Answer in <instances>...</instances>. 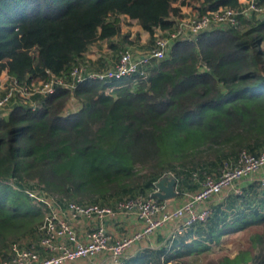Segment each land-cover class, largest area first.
<instances>
[{
	"label": "trees",
	"instance_id": "obj_1",
	"mask_svg": "<svg viewBox=\"0 0 264 264\" xmlns=\"http://www.w3.org/2000/svg\"><path fill=\"white\" fill-rule=\"evenodd\" d=\"M185 3L0 0V75L6 70L25 85L80 64L107 68L126 47L135 49L129 34H122L123 17L148 33L151 47L157 29H174ZM188 3L199 14L220 6L239 12L242 6L239 0ZM237 17L236 27L175 41L145 79H120L110 92L97 80L58 87L30 96L34 110L15 103L7 116L0 113V260L12 258L14 244L42 251L47 208L29 190L60 206L115 207L150 196L157 180L172 175L181 197L199 190L207 176H218L240 152L264 151V13ZM101 41L110 50L88 62L87 50ZM212 200L204 221L169 243L124 257L123 264H264L262 179L242 186L240 194L229 191ZM251 228L245 247L210 261L216 237Z\"/></svg>",
	"mask_w": 264,
	"mask_h": 264
},
{
	"label": "built area",
	"instance_id": "obj_2",
	"mask_svg": "<svg viewBox=\"0 0 264 264\" xmlns=\"http://www.w3.org/2000/svg\"><path fill=\"white\" fill-rule=\"evenodd\" d=\"M239 2L242 5L239 12L229 6H220L216 10L199 14L193 8L192 13L197 12V15L180 16L176 19L174 29L167 32V36L162 35L164 31L157 29L154 44L149 49L140 51L126 47L120 52L118 60L107 68L94 70L87 67V63L80 64L74 66L68 74L53 76L45 81H32L25 85H21L4 70L1 75L5 74L6 81L0 85V90L3 91V94H0V109L5 107L10 109L12 104L20 103L28 104L34 110L36 105L28 100L33 94H50L58 87L73 89L76 85L88 80L108 84L106 92H110L114 87L112 83L120 79H145L149 74L151 63L164 59L175 41L196 40L199 33L213 27H236L238 13L246 15L249 12L259 15L264 13V5L257 4L255 0H239ZM90 48L88 50L94 52L97 58L102 56L96 48ZM85 56L88 57L87 52ZM263 167L264 151L258 155L242 151L235 163L225 164L218 176H207L199 190L185 194L183 202L174 208H169L165 201H157L152 195L138 196L135 199L120 202L115 207L72 201L60 206L44 192L29 190V196L37 202H43L47 208L45 219L40 226L42 234L38 243L42 251L34 245L23 248L14 244L12 258L0 260V264H71L77 260H93L91 264H123L127 247L148 238L162 226L174 220L176 225L172 227L169 239L170 241L176 239L189 225L196 221H204L209 216L210 211L206 205L208 201L217 199L229 191L240 194L242 187L239 185L240 181ZM261 179L264 183V178ZM65 211L71 218L97 219L101 223L120 213L132 212L141 222V228L131 235L114 239L106 227L100 224L83 240L66 219ZM96 257H99L98 260H94Z\"/></svg>",
	"mask_w": 264,
	"mask_h": 264
},
{
	"label": "crops",
	"instance_id": "obj_3",
	"mask_svg": "<svg viewBox=\"0 0 264 264\" xmlns=\"http://www.w3.org/2000/svg\"><path fill=\"white\" fill-rule=\"evenodd\" d=\"M189 7L192 8L191 5ZM181 10H183V6H181ZM127 25H128L127 26L128 27L127 32H129V30H130L129 25L130 24H127ZM122 30H123V26H122ZM138 32H139V36H140V33L145 32V31H143L140 28V29H138ZM145 33L147 34V37L145 38V39H147V41L145 43H143V46L140 45V49H138L140 51H144L150 47L149 35L147 32H145ZM125 34H129V33H125ZM129 38H130V34H129ZM115 39L118 40L117 38H115ZM135 40H137V42H138V40L141 41V38L138 39L135 37ZM101 42H99V44ZM102 43L105 46V52L106 51L108 52L110 49L108 48L107 41H103ZM95 46H97L96 48H98L99 45L97 44V45H93L91 47L95 48ZM100 46H102V45H100ZM91 49L92 48H90V50ZM88 51L89 50H87V52ZM102 52H104V51H102ZM87 56H88L87 58L92 60V61L95 59L94 54H87ZM96 59H98V58H96ZM261 178H264V167L261 168L259 171H257L255 174L251 175L250 177H247V178L241 180L239 185L244 186L247 183L252 182L253 180L261 179ZM184 199H185V196H181V197L176 196L174 198L165 200V203L168 205L169 208H174V207L180 205ZM212 201L213 200L208 201V203L206 205H208ZM214 201H215V199H214ZM64 215H65L66 219L73 225V227L75 228L79 237L82 238L83 240H85L87 238V235L93 229H95L97 226H99L100 224H103L106 227L107 231L111 233V235L114 239H119L123 236L131 235L135 231H137L141 228V222L136 217L135 213H132V212L131 213H120L119 215H117L115 217L107 218V219L103 220L102 223L97 219H85L83 217L71 218L66 211L64 212ZM174 225H176L175 220L167 223L164 226H162L160 229L155 231L148 238L133 243L131 246L126 248V250L124 252V256L126 257V256H130V255H134L138 251H140L143 248L148 247V246L160 247V246L164 245L165 243H167L168 241L170 242L169 235H170V231ZM224 237L225 236H218L215 238V240L217 238H220L219 240L221 241ZM191 238L202 239V236L192 235L189 237V239H191ZM215 240L212 243V247H213V245L215 246L218 244V243H215ZM98 258L99 257H96L94 260H98ZM92 261L93 260H77L71 264H91Z\"/></svg>",
	"mask_w": 264,
	"mask_h": 264
},
{
	"label": "rangeland",
	"instance_id": "obj_4",
	"mask_svg": "<svg viewBox=\"0 0 264 264\" xmlns=\"http://www.w3.org/2000/svg\"><path fill=\"white\" fill-rule=\"evenodd\" d=\"M242 1H245V0H242ZM190 5L191 4L188 3V0H186V3L182 5L183 6V10H181L182 13L179 16H177L176 19H178L180 16L183 17V15H185V14H188L187 16L192 15L191 17L195 16V14L197 15V12L195 14L192 13L191 10L193 8H190L189 7ZM245 6H246V4H245ZM249 13L255 15L254 12L253 13L249 12ZM127 24H130L129 25V28H130L129 32H127V29H128ZM122 26H123L122 34L129 33L130 39L132 41H134L133 47L135 49H140V45L143 46V43H145L147 41V39H145L147 37V34L145 32H141L140 36H139L138 29H140V26L137 24V22L135 20H131L130 22H128V19L123 17ZM162 35L167 36V33H163ZM135 37L138 39L141 38V41L138 40V42H137V40H135ZM98 45L99 46L102 45V46H100V47L98 46V48H96L97 46H95V48L97 49V52L100 54L102 53V51L105 52L104 44L101 42ZM92 53L94 54V52H90V51L87 52V54H92ZM96 58L97 57L95 55V59ZM5 81H6V77H5V74L3 73L0 76V85L3 84ZM75 106H76V103L74 105H69V108L74 109ZM8 110L9 109H7V107H5L4 109H0V113L3 114L4 116H7ZM35 187H36V185H35ZM252 231H254V230L251 228L249 230L229 234V235L225 236L221 241L219 240L220 238H217L215 240V243H218V244L215 246L213 245V249H212L208 258L212 257L210 260L212 262L216 258H220L222 255H229V254L233 255L235 253V251H237L239 248H243L248 244L249 234Z\"/></svg>",
	"mask_w": 264,
	"mask_h": 264
},
{
	"label": "water",
	"instance_id": "obj_5",
	"mask_svg": "<svg viewBox=\"0 0 264 264\" xmlns=\"http://www.w3.org/2000/svg\"><path fill=\"white\" fill-rule=\"evenodd\" d=\"M151 195L162 201L176 197L175 178L172 175L161 177L155 182V189L151 192Z\"/></svg>",
	"mask_w": 264,
	"mask_h": 264
}]
</instances>
